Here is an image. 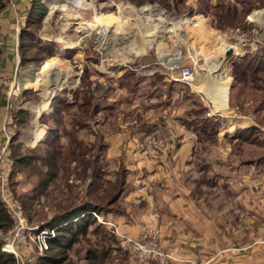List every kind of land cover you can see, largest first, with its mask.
I'll return each mask as SVG.
<instances>
[{
	"label": "rangeland",
	"instance_id": "1",
	"mask_svg": "<svg viewBox=\"0 0 264 264\" xmlns=\"http://www.w3.org/2000/svg\"><path fill=\"white\" fill-rule=\"evenodd\" d=\"M40 3L46 9L42 17L37 13L30 17V2L14 22L9 20L7 30L0 21V134L4 135L0 147L7 144L9 164L3 167L5 179L0 183V200L13 221L7 233H0L4 242L1 250L13 239L15 228L4 198L7 195L20 203L27 224L39 227L64 210L86 202L104 209L101 213L105 216L97 213L106 221L111 220L106 218L111 210L131 208L127 203H119L121 195L116 197L122 183L126 187L127 169L133 161L125 154L126 143L117 139L119 134L139 137L133 132L134 125L140 128L142 142L155 131L167 132V120L162 116L148 123L152 118L148 117V95L157 92L152 106L161 102L184 110L179 114L182 127L197 137L192 170L187 175V187H191L195 201L193 211H197L192 219L197 223L196 230H200L193 232V236L208 242L215 229L220 247L216 255L248 252L250 264L260 263L264 256V212L256 208L247 210L243 202L264 199V70L255 73L254 63L244 74L246 62L236 55L226 58L228 48L224 42L218 44L215 53L211 51L196 60L193 30L197 20L193 17L192 1ZM60 3H66L68 13L52 8ZM196 3L201 10L208 11L207 17L218 28L217 32L237 43V57L242 51L251 54L262 50L264 27L252 20L255 16H247L228 0H215L213 8L210 0ZM75 14L79 17L71 16ZM23 33L26 39L22 38ZM219 55L225 57L218 58ZM178 56L183 57L182 64L193 68L191 84L174 79L181 72L169 67ZM150 60L155 64H148ZM260 67L264 68V63ZM213 69L215 72L209 75ZM160 71L169 82L161 78L147 80L148 73ZM218 71L229 84L224 106L214 98L217 89L212 77ZM135 72H140L139 77L132 74ZM207 74V85L198 88L202 86L200 79L203 82ZM139 82L142 86L135 90ZM145 82L156 88L147 89ZM214 102L220 106L215 107ZM19 110L25 111L23 117ZM35 111L38 117H34ZM18 133V151L31 158L27 166L12 162L14 149H9L8 143ZM48 178L49 182L42 184ZM160 244L165 251L174 250L199 264L196 258L175 247H164L161 239ZM30 246L26 249L17 244L16 249L23 258L32 257V264L44 251H39L34 243ZM89 249L93 253L86 260ZM2 252L16 260L13 253ZM69 253L77 264H99V260L103 264H134L114 228L100 222L91 224L88 234L81 236ZM202 264H208V260Z\"/></svg>",
	"mask_w": 264,
	"mask_h": 264
},
{
	"label": "crops",
	"instance_id": "2",
	"mask_svg": "<svg viewBox=\"0 0 264 264\" xmlns=\"http://www.w3.org/2000/svg\"><path fill=\"white\" fill-rule=\"evenodd\" d=\"M9 1L10 5H7L5 9L0 11L2 16L0 21L6 26L9 20H13L12 22H14V19L17 18L20 12H23L31 2V0ZM191 1L194 7L193 17L197 20V23L194 25L196 28L193 30L196 37L194 39L196 49L195 47L193 49L194 52H196V55H194L196 60L197 58L201 60L211 51L212 54L215 53L216 47L218 48V44L222 42L226 44L225 46L227 48H232V53L226 55V58L236 55V58L239 59L250 52L247 50L242 51L237 57V54L234 53L237 51L235 48L237 43H231L228 35L224 37L223 33L217 32L218 28L213 27L207 17L206 13H208V11L201 10V7L199 8L196 3L197 0H187V4ZM213 2H215V0H210L211 5ZM228 3L237 10H242L247 16L249 15V17L255 16L252 20L259 23L260 27H264V0H228ZM5 28L7 30L10 27L7 26ZM208 28H210V31H208ZM261 44L263 45L261 51L251 54L248 53L247 55L260 54L264 50V42H261ZM233 48H235V50H233ZM254 50L253 52H255ZM220 57H225V55H219L218 58ZM148 64L154 65L155 62L154 60H150ZM139 73L135 72L132 74L139 77ZM152 73H148L147 80L154 81L157 78H161L163 82L168 81V76H166L164 72ZM208 74L203 82L200 79V84L202 83L204 87L208 82ZM153 75H156V77ZM227 77L230 76L227 75ZM141 84L142 83L139 82L135 90H137V88L140 89V86H142ZM151 84L147 86L145 82L144 85H146L147 89L150 87L151 91H153L156 87L153 85L151 86ZM202 86H200V88H202ZM120 92L122 91L120 90ZM204 92H206V90H204ZM156 94L157 92H154V94L152 92V94L148 95L150 106H152V100L153 97H156ZM150 106H148V117L152 118L148 120V123H152L158 118L157 116H162L167 120V134L165 133L164 135L168 140L166 141L165 148L159 149L153 158H144L139 151L143 137L141 138L138 125H134L133 132L138 133L139 137L127 136L124 134L118 135L119 139H117V141L119 143L123 141L126 143L125 154L128 158L133 160L131 166L127 169V183L121 194L120 201L122 202L119 203H127V207L131 206V208L128 207V209L126 208L127 210H111L106 218L113 220L124 231L138 234L147 226L150 220V214L154 212L158 215L160 220L162 230L161 243L164 247H175L196 258L199 264L207 260L208 264H250L248 252L216 255V251L219 250L220 247L216 242L215 229L213 232H210L212 233V238H209L208 242L203 241L200 237L195 238L193 236V232L199 233L200 230H196L197 223L192 219L194 218V213L197 211H193L195 201L191 195V187H187V175L190 173L189 171L192 170L191 160L196 154V147H198L197 137L186 128L182 127L179 114H182L184 110L177 108L178 106L169 105V103L162 104L161 102L158 106ZM216 106L220 105L215 103V107ZM158 107L159 109H156ZM170 110L171 113H169ZM37 135L41 137L38 133ZM24 136L25 134H22V137ZM0 137V139H3L4 135L0 134ZM243 206L247 210L256 208L255 210L258 211V209H260L264 212V199L254 198L253 202H243ZM196 217L198 218L199 215ZM27 253L28 252L23 251L24 255H27ZM258 264H264V256Z\"/></svg>",
	"mask_w": 264,
	"mask_h": 264
},
{
	"label": "built area",
	"instance_id": "3",
	"mask_svg": "<svg viewBox=\"0 0 264 264\" xmlns=\"http://www.w3.org/2000/svg\"><path fill=\"white\" fill-rule=\"evenodd\" d=\"M183 57L178 56L170 64L171 70H179L180 76L174 77L175 80L184 81L187 84H191L194 81V71L192 67L185 66L183 63ZM168 138L159 131H155L152 134L146 136L141 142L139 151L142 157L152 158L157 154L159 149L165 148ZM7 144L0 147V183L2 184L5 179L4 166L9 165L6 159L7 156ZM7 201V207L9 213L15 222V228L13 229V239L6 243L2 250L11 252L16 257V264H30L32 257L23 258L17 253L16 245L22 244L24 247H31L30 244L37 245L39 251H45L48 248V240L55 234L57 227L41 228L38 225H28L23 215V208L16 199L7 195L4 197ZM98 222L110 225L114 228L115 234L123 248L128 250L133 259L134 264H149L155 262L157 264H171L173 262H188L195 264L193 260L187 257H182L181 253L176 251H165L160 244L161 239V225L156 213L150 214V220L147 226L137 235H134L128 231H124L113 220L106 221L103 216L96 211H90ZM34 234V236H33ZM32 241V242H31Z\"/></svg>",
	"mask_w": 264,
	"mask_h": 264
},
{
	"label": "trees",
	"instance_id": "4",
	"mask_svg": "<svg viewBox=\"0 0 264 264\" xmlns=\"http://www.w3.org/2000/svg\"><path fill=\"white\" fill-rule=\"evenodd\" d=\"M9 3V0H0V11L5 9ZM32 5V15H38L42 17L46 14V9L43 4L40 3V0H31ZM35 12V13H34ZM34 13V14H33ZM31 20V19H29ZM26 33L22 34V38L26 39ZM1 60H2V48L0 45V69H1ZM241 62L245 63V70L244 74H246L249 68H252L254 63H257L255 68V73H259L264 68L260 67V64L264 63V50L260 54L254 55H245L241 58ZM237 65H241L237 64ZM237 65L234 66V69L237 68ZM244 65V64H242ZM237 72L234 70L233 75L236 76ZM2 98L3 93L0 89V106L2 105ZM21 117L25 111L19 110L18 111ZM20 134L18 133L16 136L12 137L10 142L8 143L9 149H14L12 154L13 164L20 165V166H27L31 162V158L25 156L24 154L20 153L18 149L20 145L17 142ZM49 158L51 159L52 156L50 155ZM32 159H40L39 157H34ZM50 178L46 179L42 182V184H47ZM125 182L122 183V186L117 190L116 197L118 198L124 191ZM104 209H100V207L95 206L91 202H86L78 206H72V208L64 210L63 214L59 216H55L51 219L48 223L41 225V228L48 227L54 228L57 227L55 234L52 238L48 240V248L39 254L34 260L32 264H77L72 258V255L69 253L73 244L81 238V236L88 234V228L91 224H96L98 221L97 219L90 214V211H96L100 214ZM102 212V213H101ZM104 215V214H102ZM105 216V215H104ZM99 224V223H98ZM13 226V221L8 215L7 209L5 208L3 202L0 200V233H7ZM3 239L0 237V264H16L15 258L8 253H4L1 250V246L3 244ZM92 249L86 251L85 259L89 260L92 256ZM35 261V262H34ZM101 260H99V264H103Z\"/></svg>",
	"mask_w": 264,
	"mask_h": 264
},
{
	"label": "bare ground",
	"instance_id": "5",
	"mask_svg": "<svg viewBox=\"0 0 264 264\" xmlns=\"http://www.w3.org/2000/svg\"><path fill=\"white\" fill-rule=\"evenodd\" d=\"M70 3V2H69ZM69 6V5H68ZM52 8L53 9H58V10H60V11H64L65 13H68L69 11V9L66 7V3H60L59 5H54V6H52ZM71 16H76V17H79V15L78 14H75V15H71ZM262 17V16H261ZM97 21H98V18L96 19ZM100 20V19H99ZM101 20H102V18H101ZM112 20V19H111ZM94 21V20H93ZM110 21V20H109ZM113 21H115V20H113ZM90 22V21H89ZM99 22V21H98ZM97 23V22H96ZM107 23H108V21H107ZM113 24V23H112ZM89 25H91V23L89 24ZM91 26H93V25H91ZM100 26V25H99ZM107 26V25H106ZM106 33V32H105ZM202 36V35H201ZM209 37V36H208ZM56 40V42H61V40H59V39H55ZM76 45V44H75ZM203 45V44H202ZM227 62V61H226ZM223 66V65H222ZM215 68V67H214ZM56 69V68H55ZM221 69V68H220ZM60 70V69H59ZM47 71V70H46ZM45 71V72H46ZM213 72H215V70L213 69L212 71H210L209 73L211 74V73H213ZM219 72V71H218ZM47 73V72H46ZM49 74V73H48ZM213 76V75H212ZM211 76V77H212ZM224 76V74L222 73V72H219V73H217V77H212V80L214 81V85H215V87H216V89H217V91H216V93L214 94V98L216 99V101L220 104V105H225V103H226V98H227V95H228V81L227 80H225V79H222V77ZM211 79V78H210ZM50 83V82H49ZM193 85V84H192ZM41 86V85H40ZM204 86H202V88H203ZM195 88V87H194ZM198 88H200V87H198ZM37 109V108H36ZM39 110V109H38ZM38 112V111H37ZM37 112L35 111L34 112V117H38V114H37ZM40 114V113H39ZM38 130V129H37ZM38 132V131H37ZM41 133V132H40ZM40 133H38V134H40Z\"/></svg>",
	"mask_w": 264,
	"mask_h": 264
},
{
	"label": "water",
	"instance_id": "6",
	"mask_svg": "<svg viewBox=\"0 0 264 264\" xmlns=\"http://www.w3.org/2000/svg\"><path fill=\"white\" fill-rule=\"evenodd\" d=\"M232 53V49L231 48H228L225 52L226 55H230Z\"/></svg>",
	"mask_w": 264,
	"mask_h": 264
}]
</instances>
